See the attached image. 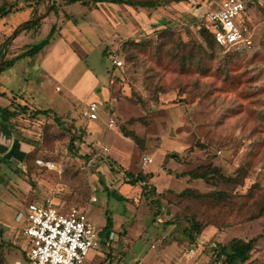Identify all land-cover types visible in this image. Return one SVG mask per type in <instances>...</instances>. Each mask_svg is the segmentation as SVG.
I'll list each match as a JSON object with an SVG mask.
<instances>
[{
    "label": "rangeland",
    "instance_id": "374dc122",
    "mask_svg": "<svg viewBox=\"0 0 264 264\" xmlns=\"http://www.w3.org/2000/svg\"><path fill=\"white\" fill-rule=\"evenodd\" d=\"M66 1L0 0L7 9L0 15L1 51L17 26L44 17L32 22L21 41L15 37L9 41L4 58L13 61L0 71L2 88L36 108L58 114L69 110L61 126L51 115L40 121L22 116L20 122L12 123L14 132L36 154L27 158L32 159L29 162L0 165V230L20 232L26 203L48 200L63 211L85 210L96 227L100 246L91 249L89 264L98 263L102 255H106L104 264L109 259V264H167L179 249L180 264H220L211 251L215 244L257 235L261 237L244 264H264V214L253 215L255 203L264 199L262 16L249 15L251 22L245 21L253 33L251 46L232 47L226 54L216 48L196 64L180 56L190 48L199 49L196 24L220 0H168L143 8L146 14L137 19L142 23L157 10L163 19L147 24L135 36L128 35L130 30L117 9L108 10V20L112 18L108 22L100 17L101 11L93 12L96 5L91 2L84 6L81 1ZM52 28L51 35L57 32L55 41L49 45L47 40L40 54H48L57 44V50H63L50 61L57 66L58 81L78 92L74 107L59 84L56 89L41 75L39 57L23 54ZM166 28L185 46L163 44ZM69 47L74 59L69 51L65 54ZM110 54H117L121 67H112ZM90 101L99 106L97 119L82 115ZM108 118L113 120L109 128ZM45 126L46 138L42 137ZM80 128L85 135L79 139ZM120 128L132 131L137 139L124 136ZM37 147L41 151L36 152ZM143 156L152 161L143 164ZM36 160L53 162L56 168L48 169ZM206 164L241 183L176 175ZM18 167L21 171L15 170ZM127 172L151 173L147 184L155 192L142 194L144 185L131 184ZM185 188L224 190L231 196L220 204L210 197L177 196ZM92 196L96 201H91ZM191 218L205 226L193 246L184 230ZM6 238H2L7 243L0 247V264H13L20 252Z\"/></svg>",
    "mask_w": 264,
    "mask_h": 264
},
{
    "label": "built area",
    "instance_id": "2783aa9c",
    "mask_svg": "<svg viewBox=\"0 0 264 264\" xmlns=\"http://www.w3.org/2000/svg\"><path fill=\"white\" fill-rule=\"evenodd\" d=\"M249 3L253 1L221 0L215 10L204 14L202 19L218 45L237 49L252 45L251 31L243 20ZM256 3L264 17V0ZM109 59L114 66H122L117 54H110ZM98 109L97 102L91 101L82 114L88 119H97ZM106 124L112 127L113 120L108 118ZM107 150L103 147V151ZM151 161L148 156L142 157L143 164ZM36 163L48 169L56 168L50 161L36 160ZM91 201H96V197L92 196ZM26 220L22 234L28 239V247L24 258L13 264H84L89 250L100 246L98 231L83 209L72 207L63 211L48 200L29 202Z\"/></svg>",
    "mask_w": 264,
    "mask_h": 264
},
{
    "label": "trees",
    "instance_id": "16d2710c",
    "mask_svg": "<svg viewBox=\"0 0 264 264\" xmlns=\"http://www.w3.org/2000/svg\"><path fill=\"white\" fill-rule=\"evenodd\" d=\"M73 1H81L82 4L84 6H89V3H93L95 4L96 2H101V1H111L114 3H124V4H130L133 6H139L142 8H153L156 6H160L165 4L163 0H147V1H133V0H67L66 2H73ZM177 1H182V0H177ZM7 13V9L5 8V5L1 4L0 5V15H3ZM34 23L32 22H26L24 25H22L18 31L15 34V37L22 31L26 30L30 25H32ZM197 28H198V34L201 38V43L199 45V49L198 50H194L193 48L189 49L188 53H184L182 54V56H180V58L184 61V58H188L191 61L195 60L196 64L200 63V59L204 56H208L210 53H212L213 50H216V48H218L220 51H224V54L228 53L227 51H229L231 48H227L225 46H221L218 45L212 35V32L208 29V27L206 26V23L203 19L199 20V22H197L196 24ZM50 31L49 35L43 39L42 41H40L39 43H36L34 45H31L30 48L28 50H26L23 54H27V55H34L35 53H37L46 43L47 40L49 39V36L51 35ZM163 44L166 43H176L178 45H182L185 46L184 43H182L178 38H175V36L173 35L172 32L168 31V29H165L164 32V36H163ZM194 45V44H193ZM198 47V45H195ZM227 48V49H225ZM201 50V51H200ZM233 52V50H231ZM0 54H1V49H0ZM231 54V53H229ZM211 55V54H210ZM13 60L11 59H7L6 57L3 60L2 66L0 68V71H2V69H4V67H6L7 65L11 64ZM115 67V66H114ZM113 67V68H114ZM0 96L1 97H7L6 93L3 91H0ZM18 97L17 96H12L10 97V102L7 105L1 106L0 105V123L6 124V125H11V119L13 118H19L22 116H28L33 118L34 120L40 121V118L43 117H49L50 115L52 116L53 121L61 126L63 124V120H64V116L65 115H69L68 112H64L62 114H58L50 109H40V108H30L28 105L26 104H21L20 102H18ZM47 126H45L44 129V135L42 137L46 138L48 132L46 129ZM121 133L126 136L129 137L133 140H136L137 137L136 135L127 129L124 128H120ZM83 135H85V131L81 130V128L79 129V134L78 137L79 139L83 137ZM83 142V140H81ZM32 144H36L37 141L35 142H31ZM73 143V137H71L70 139V144ZM90 147L91 144H90ZM38 148V149H37ZM35 150L36 152L41 151V148L37 147ZM93 149V148H91ZM93 151V150H91ZM35 151L31 152V150L29 152H27L24 157H23V163H25L27 160L28 162L32 159H27L30 158L32 155L34 156ZM0 160L2 162H4L5 164H7V162L4 160V158H0ZM16 171H21V168L18 167L15 169ZM128 177H131L130 179V183L131 184H135L137 182H141L144 186L143 189L141 191L142 194L146 195V193H148L149 191L151 192H155L154 188H151L148 186L147 181L150 180V178L152 177L151 173H147V172H139L136 175H133L130 172H127ZM178 176H184V175H188L190 180H194V179H203L206 182H210L212 179L216 180V179H220L221 181L224 182H229L232 183L233 185H239L241 182H239V180L235 179V177H229V176H223L219 169L215 166H212L211 164H206L203 165L199 168L193 169V170H189L186 172H181L179 174H176ZM100 178V177H99ZM162 192H159L158 195H161ZM177 196L181 197V198H194V199H201V198H207L210 197L212 199V202L215 204H220L223 201L227 200L228 198H230V193L224 190H209L208 192H197L195 190H192L191 188H185L183 190H181L180 192L177 193ZM256 212H254V217H259L262 216L264 214V199H261L260 201H257L256 203ZM204 224L202 222H199L196 218H191L190 222H189V226L187 228H185V233L188 237V241L189 243L193 246L195 243L196 238H198L203 229H204ZM106 234L109 231V227L106 224L105 225V230ZM261 237V235H257L253 238H250L248 240H243L239 237H232L227 243H219V244H215V246L213 248H211L212 254L215 257V260L220 261V264H244L251 256L252 251L255 248V244L257 242V240ZM4 243L6 244V242L0 240V247L1 245H4ZM103 260L102 262H100L99 264H104Z\"/></svg>",
    "mask_w": 264,
    "mask_h": 264
},
{
    "label": "crops",
    "instance_id": "0c3cea01",
    "mask_svg": "<svg viewBox=\"0 0 264 264\" xmlns=\"http://www.w3.org/2000/svg\"><path fill=\"white\" fill-rule=\"evenodd\" d=\"M221 1V0H220ZM219 1V2H220ZM253 3H249L247 9H246V13H245V20L244 21H247L248 23L251 22L250 20V16H253V18H257V16L261 17L262 16V19L264 21V17H263V14L261 13L257 3H256V0H252ZM219 4V3H218ZM96 5V8L93 9L94 11L93 12H102L103 14L100 15V17L103 19V21H108V22H112V18L110 20H108V10H116L119 12V14L122 15L123 19H125V26L130 30V33L128 34L129 36H135L137 34V31H141V29L144 27V26H147V24L149 23H152L153 21H158L160 19H163L161 16H162V13L160 14V12L157 10L155 11V13H152V15H150L151 17V20L148 21L146 23H142L141 20H137L139 19V16L142 15L143 13L146 14V11H144V9L142 7H139V6H135L133 7L132 9H128L124 4H119V3H107L105 1H101V2H96L95 3ZM128 14V15H127ZM134 15V23H132L130 21V18L131 16ZM117 16V14H116ZM130 16V17H129ZM204 16V15H203ZM203 18V17H202ZM201 18V19H202ZM119 20H121L120 18H118ZM137 20V21H136ZM88 22H85L83 24H87ZM113 23H114V20H113ZM247 25V24H246ZM249 27V26H248ZM250 29V28H249ZM251 31V29H250ZM57 34V32L53 33L51 35V37H49V45H51L55 40H54V37L55 35ZM28 35V32L25 33V30L18 34L16 37H15V41L18 42L19 39L21 38H25L26 36ZM251 35H252V39H253V33L251 31ZM23 36V37H22ZM13 40V42H14ZM21 41V40H19ZM24 41V40H23ZM21 42V43H24V42ZM15 42V43H16ZM47 46V45H46ZM45 46V47H46ZM16 47V46H14ZM57 47H58V44L57 46H53V50L51 52H48V54L46 55H41L40 54V51L44 48H41L37 53H35L33 56L35 57H39L37 60H39L38 62L40 63L41 67H42V76L45 77V79H48L50 80V82L52 83V85H55L56 84H59L61 89H63L68 95H67V100L71 103V105L74 107L76 105H78V92L76 91V89H72V87H65L62 79L60 80L61 82L58 81V77L56 76V74H58L57 72V66L55 65H52L53 63L50 61L51 58H54L56 59V55L59 53V51H63L62 49L60 50H57ZM55 50V51H54ZM65 50V49H64ZM69 51V52H68ZM13 51H11L12 53ZM68 52V56L71 57V59H74V57H76L75 55V52L73 51L72 47H69L67 48V50L65 51V54ZM8 54V53H7ZM40 55V56H39ZM60 54H58V57H59ZM61 58V57H60ZM76 59V58H75ZM72 62H70L67 67L71 66ZM51 66V67H49ZM112 67H114V65L112 64ZM116 67V66H115ZM118 68V67H117ZM112 69V68H111ZM67 71H69V68L67 69ZM61 72V71H60ZM64 79V78H63ZM77 82V81H76ZM60 83H63L62 85ZM2 83L0 82V91H3L6 93V96L7 97H1L0 96V105L1 106H4V105H7L9 102H10V97H12V95L10 93H7L3 88H2ZM67 86V85H66ZM57 89V86L55 87ZM18 102H20L21 104H26L28 105L30 108H34L35 106L24 100L23 97H20L17 99ZM91 102V101H90ZM36 108V107H35ZM41 109V108H40ZM85 108H83L84 110ZM82 110V111H83ZM69 110H66L65 112H68ZM57 113V112H56ZM83 115V114H82ZM84 117V116H83ZM20 122L19 119H11V125L12 123H18ZM106 123H107V120H106ZM105 123L106 127H107V124ZM11 125H6V124H3V123H0V158H4V160L7 162V164H11V162L14 164L15 161L17 163H22V160H23V157L24 155L29 152L31 149H32V145H29V144H25L24 142H22V138H20V136H18L15 132H14V129L11 127ZM16 127V126H15ZM20 128V127H19ZM109 128V127H107ZM23 135V134H22ZM29 142V141H27ZM31 144V143H30ZM83 144V143H82ZM2 164V161L0 160V165ZM191 183V182H190ZM193 183V182H192ZM1 198V197H0ZM2 199V198H1ZM39 203H43V202H39ZM28 203H26L27 205ZM11 206V204H10ZM25 214V213H24ZM1 222V221H0ZM27 223V220H26V215H25V218H23V225H22V229H23V226ZM2 225V223H0ZM94 225V224H93ZM7 228H9L8 225H6ZM1 228V227H0ZM22 229H20V232H18V230H16L15 232L13 231H10V230H0V240H2L3 236H6L8 238L6 239H10V241H8L9 244H12V245H15L17 247V249H19V252H20V257L18 259H23L24 258V253H25V250L27 249L28 247V239L26 236H24L22 234ZM6 231V232H5ZM5 234V235H4ZM107 239L109 238H112V235H110L109 237H106ZM4 241V240H2ZM109 241L106 242V244L109 245ZM7 243V242H6ZM22 245H24L22 247ZM181 250V249H179ZM178 250V252H180ZM91 251H94V250H89V252L87 253L86 257H85V261H84V264H89L90 261H87V257H88V254L91 252ZM176 253V255L171 258V260H169V262L167 264H180V256H179V253ZM177 254L179 257H177ZM106 258V255H102V257L100 258V260L98 261V263H93V264H99L100 262H102L104 259ZM17 259V260H18ZM110 260V259H109ZM109 260H107L105 262V264H109ZM14 263V262H13Z\"/></svg>",
    "mask_w": 264,
    "mask_h": 264
},
{
    "label": "water",
    "instance_id": "95a60500",
    "mask_svg": "<svg viewBox=\"0 0 264 264\" xmlns=\"http://www.w3.org/2000/svg\"><path fill=\"white\" fill-rule=\"evenodd\" d=\"M133 1H147V0H133ZM163 1L165 2V1H168V0H163ZM48 11H49V7L47 8L46 13H47ZM44 16H45V15H44ZM40 18H44V17H43V16H42V17L40 16V17L35 18V19H30V20H28V21H26V22H33V21H36V20H38V19H40ZM26 22L21 23L19 26H17V27L13 30V32H12L11 35H10V39H9V41L15 37V34H16V32L18 31V29H19L22 25H24ZM9 41H8V43H9ZM8 43L5 44V46L3 47L2 51H1V54H0V68H1V66H2V62H3V59H4L5 53H6V49H7Z\"/></svg>",
    "mask_w": 264,
    "mask_h": 264
}]
</instances>
